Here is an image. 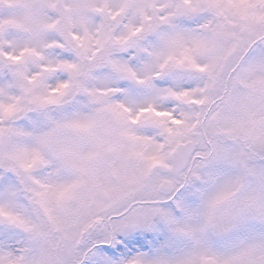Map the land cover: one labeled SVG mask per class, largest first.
Instances as JSON below:
<instances>
[{
    "label": "snow or ice",
    "instance_id": "6c2138e0",
    "mask_svg": "<svg viewBox=\"0 0 264 264\" xmlns=\"http://www.w3.org/2000/svg\"><path fill=\"white\" fill-rule=\"evenodd\" d=\"M0 264H264V0H0Z\"/></svg>",
    "mask_w": 264,
    "mask_h": 264
},
{
    "label": "rangeland",
    "instance_id": "374dc122",
    "mask_svg": "<svg viewBox=\"0 0 264 264\" xmlns=\"http://www.w3.org/2000/svg\"><path fill=\"white\" fill-rule=\"evenodd\" d=\"M255 41H253L252 43H254ZM252 43H249L248 45H246V47H251Z\"/></svg>",
    "mask_w": 264,
    "mask_h": 264
}]
</instances>
